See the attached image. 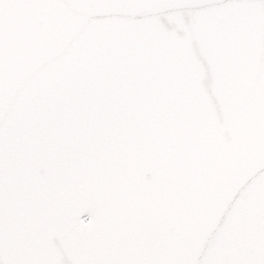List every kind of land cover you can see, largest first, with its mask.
Wrapping results in <instances>:
<instances>
[{
    "label": "snow or ice",
    "instance_id": "6c2138e0",
    "mask_svg": "<svg viewBox=\"0 0 264 264\" xmlns=\"http://www.w3.org/2000/svg\"><path fill=\"white\" fill-rule=\"evenodd\" d=\"M0 264H264V0H0Z\"/></svg>",
    "mask_w": 264,
    "mask_h": 264
},
{
    "label": "water",
    "instance_id": "95a60500",
    "mask_svg": "<svg viewBox=\"0 0 264 264\" xmlns=\"http://www.w3.org/2000/svg\"><path fill=\"white\" fill-rule=\"evenodd\" d=\"M65 15L79 17L82 13L79 10L73 9L66 12ZM47 24V14H43L40 21L41 28H46ZM61 63L62 58L51 51H40L33 59L28 60L15 41L11 44L6 43L4 71L9 109L14 110L15 102L22 93L38 92L44 84L51 86L54 82L49 77ZM209 87H212L211 82L209 83ZM225 119L226 114L221 107L220 111L214 114L213 123L219 124ZM142 178L146 184L151 183L155 178L154 168L151 166L145 167Z\"/></svg>",
    "mask_w": 264,
    "mask_h": 264
}]
</instances>
